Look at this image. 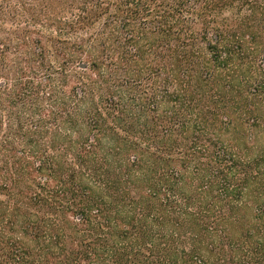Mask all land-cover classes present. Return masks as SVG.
Listing matches in <instances>:
<instances>
[{"label":"trees","instance_id":"16d2710c","mask_svg":"<svg viewBox=\"0 0 264 264\" xmlns=\"http://www.w3.org/2000/svg\"><path fill=\"white\" fill-rule=\"evenodd\" d=\"M233 1L0 0V264H264V150L231 138L264 127V0Z\"/></svg>","mask_w":264,"mask_h":264},{"label":"rangeland","instance_id":"374dc122","mask_svg":"<svg viewBox=\"0 0 264 264\" xmlns=\"http://www.w3.org/2000/svg\"><path fill=\"white\" fill-rule=\"evenodd\" d=\"M233 2H234L233 7L230 4L229 7L226 6L223 9L217 10L219 12L216 15V18H217L216 20L219 23L230 24L233 26V25H236L240 21L244 22L249 15H253V14L255 15V12L250 13L248 11L250 9L246 4L242 5V0L241 1L240 0H234ZM261 10H263V11L260 13H263L264 7H262ZM259 14H258V18H260L261 22L263 23L264 17L263 16L260 17L261 15H259ZM54 19H52V20L57 21V22H60V20H61V22H64L67 24L72 23L75 20L72 12L70 13L68 11H65L64 14H60L59 16L57 15L56 18H54ZM37 28H40V26H38ZM45 34L59 36L61 39L69 40L71 42L79 41V39L83 36V35H81L80 32H72L69 29H65L62 32H60L59 28H51V27L49 29L45 30ZM249 50H250V48H248V52H250ZM251 56H254V54ZM262 57L264 58V54H263V56H261V58ZM255 60H256V58H255ZM250 64H251V67H249L247 70H245V72H249V75L253 76V80H254V78L258 76V74L255 71L256 67L258 64H261V61L259 60L258 64H256V62H253ZM240 73H242V72L237 70L236 73L234 74L235 79H234L233 84H234L236 89L239 86H242V84L240 82V76H239ZM253 80L248 85V87L251 89H252V86H254ZM233 94L230 93V99L231 100L232 99H241L242 100V102L240 103L241 105L249 104V106H250L251 103L253 102V101L251 102L249 99L245 100L242 98H236L237 92H233ZM253 98H254V101L256 103V107L259 108L260 111L262 109H264V95L263 96L256 95V96H253ZM231 104L233 105V103H231ZM234 105H236V103ZM231 120H233V122H234V128L232 129V132H231V138L233 139L232 142H233L234 148L236 150H239L240 152L242 150L241 153H243V154L252 153L253 157L256 156L259 151L264 150V129H263L264 127H258L256 125V120L252 115H249L248 113L247 114H238L237 112H235L234 115L233 114L231 115ZM213 131L214 130H211V132H213ZM219 134L221 135V133H219ZM209 136H211V135H209ZM214 137L215 136H211V138H214ZM190 142H191V140L182 141V150H186L187 147L190 146ZM207 143H208V141H207ZM208 145H209V147H211L213 149V144L211 142H209ZM246 147L249 148L250 153H248V151L245 150ZM215 149H216V147H215ZM235 149L232 148V150H235ZM203 160H204V162H207L206 161L207 159H203ZM239 162L240 161L237 160V164H238L237 166L240 165ZM247 162L248 161L242 162L243 165L240 166V168H238V171H237V173H235L234 179L232 180V185L230 184L229 188H232L234 185H240V183L242 184V181L244 179V172H245L244 168H245V165ZM251 163H253V162H251ZM214 166H216V165H214ZM251 169H255V167H251L249 170H251ZM192 170H194V168H192ZM221 183L222 182L219 183V189H221V187H222ZM213 192L215 193V195H217L216 188L213 189ZM248 197H249L248 199H250V196H248ZM1 198H3V197H1ZM237 198H238V194H237ZM248 212L250 213V210ZM247 217H249L248 221H250L254 217V214L250 213L249 216H247ZM68 218H69V220L72 221L74 219V216L72 214H68ZM262 233H264V231ZM68 234H70V236H71L70 240H72L73 239V232H71V230H68ZM72 247H73V245H72ZM227 251H228V253H231L230 248H228ZM228 257H230V254ZM59 258H63V256L59 257Z\"/></svg>","mask_w":264,"mask_h":264}]
</instances>
